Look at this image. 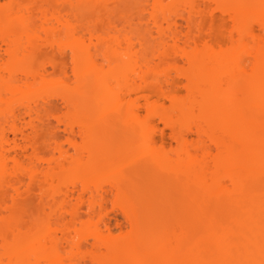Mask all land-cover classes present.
Returning a JSON list of instances; mask_svg holds the SVG:
<instances>
[{
  "label": "bare ground",
  "instance_id": "bare-ground-1",
  "mask_svg": "<svg viewBox=\"0 0 264 264\" xmlns=\"http://www.w3.org/2000/svg\"><path fill=\"white\" fill-rule=\"evenodd\" d=\"M4 4L17 7L6 12ZM262 5L264 0H0V264H259ZM86 14L105 19L106 28ZM217 17L229 26L222 42L208 25ZM250 23L251 32L245 30ZM44 51L54 53L50 67L37 63ZM51 92L67 107L56 123L50 115L60 105ZM156 118L162 131L170 130L173 147L156 138ZM189 120L193 127L185 125ZM114 128L129 138L126 149L114 141ZM18 135L25 146L15 141ZM166 179L179 195L174 209L208 211L207 217L168 220L153 202L156 190H167ZM11 190L16 197L9 203ZM24 195L39 203V213L26 221ZM115 211L127 224L117 235L108 220Z\"/></svg>",
  "mask_w": 264,
  "mask_h": 264
},
{
  "label": "rangeland",
  "instance_id": "rangeland-1",
  "mask_svg": "<svg viewBox=\"0 0 264 264\" xmlns=\"http://www.w3.org/2000/svg\"><path fill=\"white\" fill-rule=\"evenodd\" d=\"M92 17H93V14L92 15L91 14H86V18H88V20L91 19L92 20V23H94L97 28L103 29V30L106 28L107 25L105 23V19L103 20L102 17H99L97 19H93ZM117 17H119V16H117ZM208 25H212V27L214 28V30H215V37H216V39L218 41H221L222 42V41H225L226 40L227 30L229 29V26L225 24V21H223L220 17H217L213 21V23H209ZM44 52L38 54V56H37V63L38 64H45L47 67H50V65L48 64V61L52 58V56H53L54 53L52 52L53 53L52 54L51 51H46L45 53ZM66 63L68 65H70L71 64V60L69 58L66 59ZM180 65L181 66H185V63L184 62H180ZM104 67L105 68L107 67V64L106 63H104ZM49 69H51V68H49ZM69 74H71L70 71H69ZM178 87H180L179 95L184 96L185 95V90H184L183 86H181V84H179ZM49 94H50V98H51V94L55 95V96H52V98L54 100L56 99L55 101L56 102L58 101L57 103L60 105L59 112H57V113H55L53 115H50L51 120L54 121V122L55 121L57 122L58 118H64L65 117V112L67 110V107H66V105H64L65 103H63V101L61 100V98L60 97H57L58 95L56 93L51 92ZM25 120L26 121L22 122V124H23L22 126H25V129L24 130L27 132V131H30V124L28 123L29 117L27 115L25 116ZM155 123L158 126V128H157L158 130H156V138L157 139L159 138L158 141H160V139L163 138V139H165L166 145H167L168 148L173 147L175 145V141L172 140L171 135H169L170 130L168 128H164V130H163L165 132L164 133L162 131V129H161V127H163V124L160 121H158L157 118L155 119ZM185 125H191L193 127L194 126V123H193L192 120H189V121H186L185 122ZM5 126L8 127L7 125H5ZM61 127H63L62 124H60V126L58 128V131L59 132H61V133L63 132L62 133L63 136H62V139L61 140L64 141V142H66L65 141L66 134H65L64 130L63 131L61 130L62 129ZM0 128H1V125H0ZM119 128L121 130H124L121 127H119ZM119 128H114L115 129L114 130L115 134L114 133L113 134L117 136V137L114 136L115 139H117V140H114V141H116V142L119 143V144L118 143H116V144H117V146L119 145V148L121 150L122 149L124 150V149L127 148L126 145L130 143V140H129V138L127 136L122 135L123 134L122 133L123 131L120 132V130H118L119 133H122V134L116 133L117 132L116 130L119 129ZM5 129H8V128H5ZM160 129H161V133H160ZM111 130H113V128ZM117 134H119V135H117ZM10 137H12V136L10 135ZM127 138H128V140H127ZM189 139L191 141H195L196 134L195 133H191L189 135ZM15 141H17V143H20V145L22 144L23 146H25L24 144H26V142H27V141H25V138L24 137L22 138V136H19V135H18V138L16 137ZM8 143L11 144L13 142L10 141ZM9 146H11V145H9ZM25 156L24 157L22 156V157L24 159H28L27 155H25ZM163 185H164V188H167V190L166 191L165 190H162V191L156 190V192L154 194V197H153V202H157V203H160L162 205V210L164 211V213H165V215H166V217H167L168 220H174V219H176L177 218L176 216H178L179 214H185L186 217H188V216H190V217L200 216L203 219H205L207 217L208 211L205 212V213H201L202 214L201 215V214H197L194 210L193 211L184 210V212H180L179 209H177V208L174 209V207H172L171 204L172 203L174 204L176 200H179V195H178V192L176 191V185H175V183H174V181L172 179H166L164 181ZM26 188H27L26 187V184H22L19 187V192L22 193V194H24L25 191H26ZM26 196L24 195V197H21V202H20L21 205H22V206L21 205L20 206L23 207V208L20 207V209H21L20 212L22 213L23 217L24 216L26 217V218H24V221H26V219H28L30 217L29 215H31V214H34L35 215L36 213H39L38 212L39 211V209H38L39 208L38 207L39 206L38 205L39 203H38V200L36 199V196L35 195L30 196V197L29 196L26 197ZM15 197H16L15 191L14 190H11L10 193L7 195L8 202L9 203L12 202L13 198H15ZM109 206H110V203H109ZM209 210H212V206L210 207ZM25 212H27V213H25ZM84 218H86V217H84ZM108 220L110 221V226L112 228L113 233L116 234V235L117 234H120L121 232H124L127 229L126 228L127 227V224L125 222V219L123 218V216L121 215V213L119 211H115L114 212V215L113 214L110 215V218ZM87 238H88L89 241L92 240V238L90 239V237H87ZM87 247H90V246H86L85 248L82 249L83 255H84V251L87 250Z\"/></svg>",
  "mask_w": 264,
  "mask_h": 264
},
{
  "label": "snow or ice",
  "instance_id": "snow-or-ice-1",
  "mask_svg": "<svg viewBox=\"0 0 264 264\" xmlns=\"http://www.w3.org/2000/svg\"><path fill=\"white\" fill-rule=\"evenodd\" d=\"M17 6L16 5H8L4 4L3 8L6 12H8L9 9L15 10ZM262 8H264V5H262ZM8 28H13L14 25H6ZM246 31H253L251 23L245 26ZM261 34L264 35V20L261 22ZM261 252L262 256H264V240H262L261 243ZM62 264H67V262H62ZM173 264H256L255 261L252 260H225V261H189V262H173ZM259 264H264V258H262L259 261Z\"/></svg>",
  "mask_w": 264,
  "mask_h": 264
}]
</instances>
